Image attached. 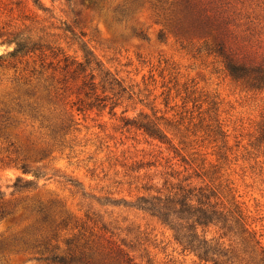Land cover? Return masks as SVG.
<instances>
[{
  "label": "rangeland",
  "instance_id": "374dc122",
  "mask_svg": "<svg viewBox=\"0 0 264 264\" xmlns=\"http://www.w3.org/2000/svg\"><path fill=\"white\" fill-rule=\"evenodd\" d=\"M41 1L53 16L35 25L53 51L0 64V264H59L47 257L70 243L92 264H126L121 248L143 264H204L133 203L146 185L184 184L189 174L197 183L195 173L213 165L264 241V89L233 79L203 49L205 36L184 28V0ZM192 3L229 21L230 39L264 57V0ZM78 39L120 83L103 90L94 62L86 73L97 87L86 97L83 74L60 61L63 53L84 60ZM211 101L223 141L210 130ZM85 102L94 106L83 110ZM142 115L176 149L122 119ZM22 163L45 176L14 190L18 175L34 177Z\"/></svg>",
  "mask_w": 264,
  "mask_h": 264
},
{
  "label": "trees",
  "instance_id": "16d2710c",
  "mask_svg": "<svg viewBox=\"0 0 264 264\" xmlns=\"http://www.w3.org/2000/svg\"><path fill=\"white\" fill-rule=\"evenodd\" d=\"M196 8L192 0H184V28L205 36L203 49L215 55L233 79L252 89H264V57L258 58L243 51L230 39L229 21L218 14H205L206 8ZM40 10L47 16H42ZM49 13L50 9L41 0H0V45L8 47L0 53V64L33 55H39V59L45 60L46 50L53 51L54 48L42 40L43 36L37 33L35 24L41 17L43 19L53 16ZM64 28L70 30L69 27ZM78 41L84 52V60L76 61L63 53L60 61H64L65 69L72 75L83 74L82 87L86 97H90L91 90L97 87L94 74L86 73L88 67H94V62V68L100 70L99 83L103 90L120 83L102 69L98 61H94L86 41ZM119 88L125 90L122 84H119ZM211 102L210 109L213 114L210 130L216 141H223L225 133L218 118L216 102ZM85 104L83 110L94 106L92 102ZM122 119L125 125L142 129L149 137L176 149L171 138L156 120L147 115ZM218 148V158H225L222 147ZM184 161L189 163L186 158ZM216 166L213 165L212 169L201 173L196 172L195 176L201 179L197 183L189 179L192 177L189 174L184 177V184L176 182L163 187L146 185L143 187L146 191L137 196L133 205L158 217L173 231V236L183 251L195 255L200 263L264 264L262 234L252 227L242 202L237 199L233 182L228 177L215 175L218 171ZM17 167L23 173H31L34 177L24 178L18 175L12 183L14 190L36 186L37 181L45 176V173L37 168H29L26 163ZM2 194L0 189V197ZM210 227L214 228L211 235ZM119 252L126 264H143L128 250L121 248ZM47 258L59 264H92L89 257L77 252L71 243L64 253L52 251ZM148 262L151 260L148 259Z\"/></svg>",
  "mask_w": 264,
  "mask_h": 264
}]
</instances>
